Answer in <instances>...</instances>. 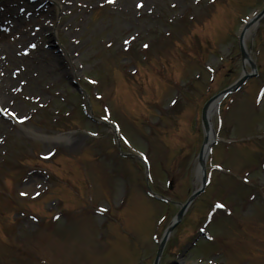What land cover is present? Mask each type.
Instances as JSON below:
<instances>
[{
  "label": "rangeland",
  "instance_id": "rangeland-1",
  "mask_svg": "<svg viewBox=\"0 0 264 264\" xmlns=\"http://www.w3.org/2000/svg\"><path fill=\"white\" fill-rule=\"evenodd\" d=\"M0 1L14 12L23 5L18 16L36 39L27 57L52 76L33 77L37 103L9 91L4 108L16 115L0 111V264H152L178 206L151 198L147 180L179 203L200 186L202 106L251 72L238 37L264 0H142L139 8L141 0H48L50 15L39 20L36 1ZM2 27L10 46L17 33ZM245 41L260 76L210 116L208 184L162 260L264 264V17ZM85 97L95 118L117 123L121 151L146 160L149 177L143 163L118 155L112 128L88 117ZM202 227L209 239L186 253Z\"/></svg>",
  "mask_w": 264,
  "mask_h": 264
},
{
  "label": "bare ground",
  "instance_id": "bare-ground-1",
  "mask_svg": "<svg viewBox=\"0 0 264 264\" xmlns=\"http://www.w3.org/2000/svg\"><path fill=\"white\" fill-rule=\"evenodd\" d=\"M35 3H33L35 7L34 10L37 11L35 12L34 19H38V16L43 15L48 17L50 15L48 12H46L47 14L44 12L45 8L41 7V2H39V0ZM0 5L7 6L5 12L2 8L3 12H0V17L4 16V18H6V22L10 19V22L2 26L9 30L8 35L10 36H12V32L15 31V33H17L16 37L18 38L15 42L12 38L10 46L5 45V32L2 30L3 27H0V108H4V106L9 107L11 103L10 95L12 92L23 96L26 100L28 99L32 103H37V97L35 94H38V92L36 82L33 77L36 76L37 78L41 75L46 78H52V76L48 73L47 68L44 67L42 63L37 62L34 58L27 57L26 49L30 47L31 44L35 43L36 39H34L35 37H30V34L25 31L27 24H23L25 22L24 17L22 18L18 16V14H20L19 12L24 15V10L19 11V8L23 7V5L17 7L15 12L13 9L8 7V3L6 1L3 4L0 1ZM30 9L31 7L28 6L26 11L30 12ZM7 14H10L9 18ZM14 18L18 19L17 23L13 20ZM18 34H21L20 37H18ZM37 35L38 38L41 36L40 31H37ZM50 36H52V34H50ZM245 39L246 37L244 38V41ZM52 70L55 69L52 67ZM28 89L29 94H26L27 97H25L24 92ZM9 91L11 93H9ZM211 138L212 137L209 136V140H211Z\"/></svg>",
  "mask_w": 264,
  "mask_h": 264
},
{
  "label": "water",
  "instance_id": "water-1",
  "mask_svg": "<svg viewBox=\"0 0 264 264\" xmlns=\"http://www.w3.org/2000/svg\"><path fill=\"white\" fill-rule=\"evenodd\" d=\"M262 13H264V11H263ZM217 97H218V96H217ZM217 97H215L214 99H216ZM211 101H212V100H211ZM206 109H207V106L205 107L204 112H203V113H204V114H203V120H204L205 123H206V117H205ZM205 126H207V125H205ZM206 142H207V140H205L204 145L206 144ZM203 163H204V160H203V148H202L201 153H200V165H201V168H202V169H203ZM197 195H198V192H194V194H193L192 197L187 201V203H186L185 205H182V208H181L180 212L178 213V215H177V217H176V219H175V222H178V221L182 218V215H183L184 211L187 209L188 205H189L190 202L193 200V198L196 197ZM174 227H175V223H171V224L168 226V228L166 229L165 234H164V236H163V238H162V243H161V245H160V247H159V251H158L157 258H156L154 264H158V263H159V256H160V254H161V252H162L163 246H164V244H165V242H166V240H167V238H168L170 232L173 230Z\"/></svg>",
  "mask_w": 264,
  "mask_h": 264
},
{
  "label": "snow or ice",
  "instance_id": "snow-or-ice-1",
  "mask_svg": "<svg viewBox=\"0 0 264 264\" xmlns=\"http://www.w3.org/2000/svg\"><path fill=\"white\" fill-rule=\"evenodd\" d=\"M108 2L111 3L112 0H108ZM136 7H137V8L142 7V0H141V2H138V3H137ZM127 43H128V42L125 41V44H127ZM32 47H34V45H32ZM143 47L147 48L148 45L145 44V45H143ZM173 103H175V101H173ZM0 111L4 112L5 114H9V115H13V116L16 115L14 112H9L8 109H6V108H0ZM24 119H26V117H23V116H22V117L19 118V120H20L21 123L24 121ZM93 135H95V133H93ZM216 167H219V165H217ZM245 179H247V177H245ZM20 195H22V196H23V195H27V193H25V192H21ZM216 207H217V208H223L224 205H223V204H219V203H217V204H216Z\"/></svg>",
  "mask_w": 264,
  "mask_h": 264
}]
</instances>
